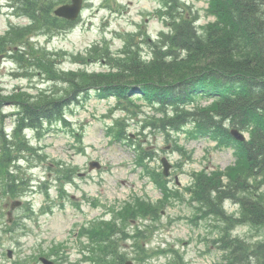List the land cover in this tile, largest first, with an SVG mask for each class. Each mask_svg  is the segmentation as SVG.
<instances>
[{"label":"rangeland","instance_id":"1","mask_svg":"<svg viewBox=\"0 0 264 264\" xmlns=\"http://www.w3.org/2000/svg\"><path fill=\"white\" fill-rule=\"evenodd\" d=\"M181 1L197 14L201 29L214 20L209 0ZM13 2L0 0V37L17 40V32L26 34L22 42L33 40L57 54V66L65 72L106 71L107 58L87 59L98 50L121 56L125 47H135L151 55L152 43L167 25L160 18L164 0H85L72 27L47 33ZM65 85L10 55L0 56L1 93L61 94ZM137 102L142 106L125 110L117 107L114 96L82 100L67 108V121L45 123L40 132L26 131L34 149L24 150L23 144L12 151L2 147V140L17 136L18 108L0 107V161L12 153L19 158L5 162L18 185L8 187L0 168V264H40L41 254L58 264H104L107 228L127 200L140 205L142 213L135 210L118 219L127 226L122 247L112 250L127 253L134 264H226L224 236L264 242V222L237 218L243 214L244 195L264 197V175L250 176L246 189L239 187L223 199L221 206L232 222L210 214L194 193L197 174L228 171L239 161L236 149L208 136L194 137L188 132L194 129L190 122L183 129L162 128L155 107L144 99ZM162 157L173 164L169 177L162 175ZM91 162L101 166L90 169ZM221 177L229 182L226 172ZM15 199L23 203L10 222L8 211Z\"/></svg>","mask_w":264,"mask_h":264},{"label":"trees","instance_id":"2","mask_svg":"<svg viewBox=\"0 0 264 264\" xmlns=\"http://www.w3.org/2000/svg\"><path fill=\"white\" fill-rule=\"evenodd\" d=\"M66 1L14 0L13 5L35 27L52 33L74 24L53 13L58 3ZM209 11L215 19L201 29L191 6L181 0H164L160 18L168 30L152 43L153 58L143 59L142 51L135 47H125L121 56L98 50L87 59L107 58L110 67L102 72H65L57 66V54L32 40L22 42L26 34L17 32V40L0 37V56L10 55L26 68L66 84L61 94L0 92V107L18 108L17 136L10 141L3 137L2 147L12 151L24 144V150L34 149L23 130L30 127L40 132L45 123L67 121V108L91 92L101 98L116 96L117 106L125 110L141 107L137 100L144 99L161 114L162 128L182 129L191 122L196 125L190 131L194 136L209 135L237 147L239 161L226 172L229 182L225 183L222 172L201 173L194 188L210 213L232 222L221 206L223 199L233 196L239 187L246 189L250 176L264 174V0H209ZM205 98L211 101L208 105L200 102ZM232 127L249 131L250 139L236 141L230 133ZM15 158L12 153L0 161L8 187L18 185L15 173L5 166ZM158 181L168 194L165 180L159 177ZM241 202L244 212L239 221L264 222V197L244 195ZM224 237L226 264H264V242Z\"/></svg>","mask_w":264,"mask_h":264},{"label":"water","instance_id":"3","mask_svg":"<svg viewBox=\"0 0 264 264\" xmlns=\"http://www.w3.org/2000/svg\"><path fill=\"white\" fill-rule=\"evenodd\" d=\"M83 1L84 0H71V2L69 3H65L60 5L59 7H57V9L55 10V14L61 17H65L69 20H75L77 19V17L80 15L82 8H83ZM232 133L238 138V139H244V135L241 134L237 129H234L232 131ZM163 163L165 166L164 172L166 175L169 174V170L171 168V164L169 163V161L167 160V158H163ZM98 165L97 163H92V166ZM20 204V202H17L13 205V208ZM11 214V212H10ZM10 255H11V251H10ZM42 260L45 264H55L53 261L42 257Z\"/></svg>","mask_w":264,"mask_h":264}]
</instances>
